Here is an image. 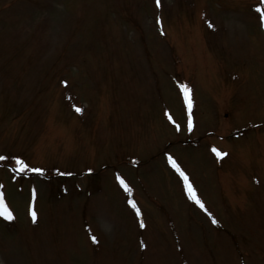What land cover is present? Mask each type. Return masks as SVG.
Masks as SVG:
<instances>
[{"label":"rangeland","instance_id":"374dc122","mask_svg":"<svg viewBox=\"0 0 264 264\" xmlns=\"http://www.w3.org/2000/svg\"><path fill=\"white\" fill-rule=\"evenodd\" d=\"M43 1L16 14L20 28L8 23L16 36L0 32V155L34 176L12 183L0 168L2 196L24 213L14 228L0 223V264H264L260 2L162 0L161 14L152 0ZM24 2L0 0V12L12 9L0 25ZM177 81L195 88L188 119ZM212 142L228 152L221 164L207 160ZM174 161L222 228L188 205L168 171ZM40 164L75 173L44 177ZM114 171L134 184L131 195L116 191ZM33 182L41 218L31 224ZM133 199L145 228L130 217Z\"/></svg>","mask_w":264,"mask_h":264},{"label":"snow or ice","instance_id":"6c2138e0","mask_svg":"<svg viewBox=\"0 0 264 264\" xmlns=\"http://www.w3.org/2000/svg\"><path fill=\"white\" fill-rule=\"evenodd\" d=\"M156 3H157V6H159L160 0H156ZM256 10L258 12L262 13L261 19H264V8H261V7L257 6V9ZM209 26L211 27L212 25L210 24ZM182 88H183V90L186 93L189 91V89L187 88L186 85H182ZM189 103H190V101H189ZM76 111L79 112V111H81V109L80 108H76ZM189 123H190V121H189ZM213 151H215L217 153V155H224V153H221V152L217 151L215 148L213 149ZM0 159H2V157H0ZM18 163L22 166L21 167V171H23L24 168H27L28 167V165L25 164L23 160H18ZM33 170L34 171H38V172H42L43 171L42 169H33ZM121 183H123L122 180H121ZM0 205H3L2 198H0ZM133 207H135V204L134 203H133ZM201 207H204L203 204H201ZM30 214H31L33 220H35L36 219V212L34 210H31ZM0 216H3V217H5L6 219H9V220L13 219V214L8 209V207L6 205H3L2 210H0ZM213 222L215 223L216 221L213 220ZM143 226H144L143 225V222L141 221V227H143ZM92 240L95 241L96 240V237L95 236H92Z\"/></svg>","mask_w":264,"mask_h":264}]
</instances>
